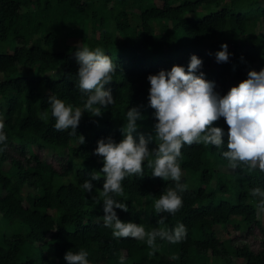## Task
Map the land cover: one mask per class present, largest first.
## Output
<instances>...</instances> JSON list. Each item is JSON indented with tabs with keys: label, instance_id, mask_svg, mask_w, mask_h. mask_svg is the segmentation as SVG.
<instances>
[{
	"label": "trees",
	"instance_id": "16d2710c",
	"mask_svg": "<svg viewBox=\"0 0 264 264\" xmlns=\"http://www.w3.org/2000/svg\"><path fill=\"white\" fill-rule=\"evenodd\" d=\"M160 1L0 0V264H264V0Z\"/></svg>",
	"mask_w": 264,
	"mask_h": 264
},
{
	"label": "rangeland",
	"instance_id": "374dc122",
	"mask_svg": "<svg viewBox=\"0 0 264 264\" xmlns=\"http://www.w3.org/2000/svg\"><path fill=\"white\" fill-rule=\"evenodd\" d=\"M150 1H154L157 4H161L160 0H150ZM131 5V4H130ZM135 5V4H134ZM126 6L128 11L132 12L133 14H136L138 9L136 6ZM26 7H23L22 10H26ZM158 24L161 27L160 30H168L170 28V22L168 19H158ZM159 26L156 23V29H159ZM264 28V26L262 24H260L257 20L253 22V24L250 26V30L252 33V36L257 35L258 32H260L262 29ZM167 33H169V31H167ZM210 41L207 40H203L202 42V46L205 50L208 51V44ZM11 47L10 44H5V43H1V48H5V49H9ZM212 57V61L216 64L217 60H216V56L214 54H211ZM240 84V81L233 77L232 75H228L226 78V86L228 89H236ZM252 85H254L257 88V82L254 81L252 83ZM128 131H132V126H129L127 128ZM147 132L146 128H142V127H138L135 131L136 137L140 138L141 136L145 135ZM246 143L249 145L250 149H251V153L254 157V161L256 163H260V164H264V148L260 145V142L257 140V137L254 133V131L252 129H250L249 131H247L246 134H244L242 136ZM210 164L212 166L213 171L218 172V175L221 177H225V178H230L231 181L233 182V191L235 190V188L239 187L241 184V181L239 180V178L234 175L232 173V166L231 165H227L224 163V161L218 159V158H214L213 156L210 157ZM3 166L7 167L8 166V161L3 162ZM231 166V167H230ZM176 174H181L182 176L185 177V183L187 186L192 187L193 185L196 184V182H198L197 176L195 174V172L191 171V170H180L178 172H176ZM68 178H73V172L71 171V173L65 177H60V180H67ZM57 179V181L59 180ZM213 182V181H211ZM25 191H27V188L24 187L23 188V193H25ZM258 217L264 221V208L263 207H259L258 208ZM127 227L131 228L134 232H138V233H142L143 231V225L141 224H127ZM27 226L24 223H20V222H13V223H8L6 222L3 218L0 217V235H4L6 237L11 236L13 231H21L24 232L26 231ZM216 229L218 231V234L221 238H226V236H228L226 233L227 231L225 230L224 227L222 226H216ZM228 233L231 235H236L238 234V236L241 237V235L238 233V231L232 227L229 228ZM248 241H251L250 238L246 239ZM50 242V241H49ZM161 250H165L166 249V244L162 243L159 245ZM231 264H242L244 259L241 257H232L231 258Z\"/></svg>",
	"mask_w": 264,
	"mask_h": 264
}]
</instances>
